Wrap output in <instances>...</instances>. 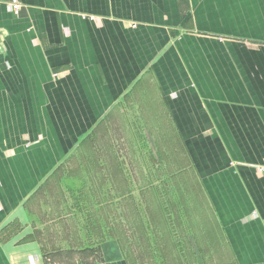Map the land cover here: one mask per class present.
<instances>
[{
	"label": "crops",
	"instance_id": "0c3cea01",
	"mask_svg": "<svg viewBox=\"0 0 264 264\" xmlns=\"http://www.w3.org/2000/svg\"><path fill=\"white\" fill-rule=\"evenodd\" d=\"M17 1L0 0V264H127L45 250L34 202L103 119L158 100L213 209L217 264H264V0Z\"/></svg>",
	"mask_w": 264,
	"mask_h": 264
},
{
	"label": "rangeland",
	"instance_id": "374dc122",
	"mask_svg": "<svg viewBox=\"0 0 264 264\" xmlns=\"http://www.w3.org/2000/svg\"><path fill=\"white\" fill-rule=\"evenodd\" d=\"M157 102L154 117L103 119L43 187L34 205L51 211L39 207L34 224L43 226L45 250L73 244L98 259L116 252L127 264L220 262L209 230L213 209ZM55 219L63 222L60 236L72 242L49 241L56 230L44 226Z\"/></svg>",
	"mask_w": 264,
	"mask_h": 264
},
{
	"label": "built area",
	"instance_id": "2783aa9c",
	"mask_svg": "<svg viewBox=\"0 0 264 264\" xmlns=\"http://www.w3.org/2000/svg\"><path fill=\"white\" fill-rule=\"evenodd\" d=\"M9 8L16 12L20 8V4L17 0H12ZM31 264H36L35 258L33 256L31 257Z\"/></svg>",
	"mask_w": 264,
	"mask_h": 264
},
{
	"label": "trees",
	"instance_id": "16d2710c",
	"mask_svg": "<svg viewBox=\"0 0 264 264\" xmlns=\"http://www.w3.org/2000/svg\"><path fill=\"white\" fill-rule=\"evenodd\" d=\"M86 138H88V136H86L85 138H83V139L81 140V144L84 142V140H85ZM120 199H122V197H121V196H120ZM121 250L123 251L122 244H121Z\"/></svg>",
	"mask_w": 264,
	"mask_h": 264
}]
</instances>
